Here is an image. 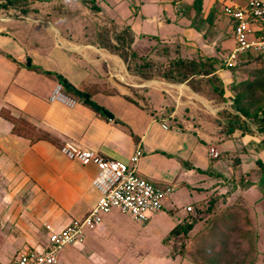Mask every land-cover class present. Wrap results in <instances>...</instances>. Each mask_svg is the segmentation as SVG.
<instances>
[{
	"label": "crops",
	"instance_id": "0c3cea01",
	"mask_svg": "<svg viewBox=\"0 0 264 264\" xmlns=\"http://www.w3.org/2000/svg\"><path fill=\"white\" fill-rule=\"evenodd\" d=\"M185 1L118 2L125 16L129 15L127 22L131 24L133 33L132 47L138 45L140 40L148 39L143 33L155 36L163 33L162 36H166L170 31L169 26L158 27L159 30L153 31L144 28L142 22L137 20L138 16L141 20L149 18L144 6L150 2L159 6L169 5L168 9L163 8L160 13L169 12L177 19L183 14L185 6L195 2ZM200 1L198 13L201 17L213 15V20L218 25L220 23L228 27L232 36L233 23L223 13V6L244 5L247 0ZM178 4L182 5V12L179 13L174 9ZM132 6L134 11L131 10ZM157 13L153 17L159 19L160 13ZM28 15L30 17L27 19H20L19 16L0 19L3 27L18 24L24 27L19 34L16 30L17 36L13 31L3 32L0 27V109H6L10 115L27 121L32 127L22 129L20 133L14 132L13 122L0 113V226L8 228L0 236L17 247L16 255L28 247L42 250L48 236L45 224L59 230L71 219H81L87 215L98 199L99 193L91 183L97 174L96 166L82 165L68 159L60 151V147L65 144L123 161H128L139 146L143 154L137 163V174L156 186H170L172 191L176 188L185 189L186 193L189 188H201L191 183L214 179V176L202 171L211 169L223 173L221 169L230 168L228 159L211 157L209 147H214L219 153L228 151L234 155L226 144L237 139L243 144V152L250 155L256 152L264 160V137L256 133L238 136L235 131L221 141L218 136H209L210 142L206 143L196 136L194 128L187 130L177 120V125L170 127L167 118L174 116L173 112L169 115L167 111L159 113L162 109L156 111L155 106L142 104L133 94V91L137 92L133 83L116 75L125 66L118 54L88 41L85 31L69 29L66 33L63 25H59L60 28L48 26V22L52 24V19L43 13L36 14L42 21L35 20L34 14ZM117 15L120 18V13ZM28 65H38L59 73L70 85L89 89L91 100L104 108L105 113L66 92L64 88L63 92L75 99V104L70 106L62 101H51L50 95L59 81L54 75L37 72ZM102 89H110L111 92ZM165 112L168 116H162ZM207 122L211 124L212 120ZM162 124H166L167 128H163ZM214 127L212 123L208 133L213 132ZM247 153L239 152L240 165L246 161L242 157L247 156ZM221 159L223 162L219 163ZM167 204L169 202L163 203L162 209L154 212L149 220L155 214L169 209ZM189 205L192 206L188 203L185 208ZM118 212L112 209L103 216L102 223L95 227L98 229L85 230L82 244L65 246L56 264H62L66 256L79 258L76 254L80 251L92 254L93 245L98 242L109 240V244H112L111 240H114V243H121L117 234L122 235L124 232L114 229L125 222L117 217ZM129 218L134 221L130 215ZM130 224L128 222L126 225L130 227ZM80 247L83 249L78 250ZM118 249V246L115 247V250ZM115 250H112V254L118 255Z\"/></svg>",
	"mask_w": 264,
	"mask_h": 264
},
{
	"label": "rangeland",
	"instance_id": "374dc122",
	"mask_svg": "<svg viewBox=\"0 0 264 264\" xmlns=\"http://www.w3.org/2000/svg\"><path fill=\"white\" fill-rule=\"evenodd\" d=\"M37 1L45 3L39 5L40 10L52 19V24L48 22L47 25H63L66 33L69 29L85 31L88 41L100 43L102 36L99 34L105 29L103 33H107L103 37L104 44L107 40L113 42L115 33H119L118 38L121 39L127 40L130 37L128 29L130 30L131 24L127 22L129 15L125 16L124 9L119 8L121 0ZM176 1L179 0H174ZM92 2L99 7L98 10L90 8ZM195 5L185 6L183 14L177 19L169 12L160 13L163 8L168 9L169 5L159 6L150 2L144 6L149 18L141 20L138 16L137 19L144 28L153 31L158 27L169 26L170 31L166 36H162L163 33L156 36L143 33L148 39L140 40L133 48L138 55L135 67L143 68L141 66L148 59H152L157 65L151 70L141 69L143 73H137L138 71L129 70L128 64L120 56L125 66L114 72L121 79L133 83L137 91H133V94L142 104L155 106L156 111L162 109L159 113L170 108L174 115L167 118L170 127H175L179 122L187 130L194 128L197 135L194 134L209 143V136L215 137L216 132L214 127V131L208 133L213 121L211 124L207 121L213 120L221 109L228 108L236 112L235 102L237 107L249 113L264 107V57L253 52L254 56L247 61L243 59L234 68L228 69L230 65L225 64L224 55L235 47L228 27L220 23L218 25L212 16L202 18ZM174 9L178 13L182 12V5L178 4ZM135 10L138 12V9ZM157 12L160 13L159 19L153 17ZM14 13L16 11L7 13L0 9V19L28 15L16 16ZM118 13L120 18L117 17ZM34 15L35 20L42 21L36 13ZM0 27L3 32L13 31L16 36L24 28L19 24L14 27ZM18 40L20 41L19 38ZM212 56L217 59L214 67L222 76L225 96L229 97L226 102L217 103L204 97L194 82L192 83L197 77L190 79L191 76H188L187 79L179 81L161 75L164 72L163 67L170 60L181 58L207 62L208 57ZM171 69L174 71L172 75L177 78H180L179 73L186 72L185 67L172 64ZM231 95L237 96L238 100L231 98ZM249 125L254 132L256 126L250 121ZM226 146L232 150V154L247 153L243 152V144L237 139L227 142ZM237 150L238 152L233 153ZM255 157H258L256 152H251V155L247 153V156L242 157L246 161L241 165L234 163L233 158H228V155L227 158L223 157L230 161V168L221 169L222 176L191 183L196 188L201 187L199 190L189 188L190 192L186 193L185 189L176 188L163 199V203L169 202L167 206L170 208L155 214L148 223L134 222L128 213L118 210L117 217L125 222L114 229L116 232H124L122 235L117 234L121 243H114V240H111L112 244H109V240L105 243L98 242L93 245L92 254L80 251L76 254L79 258L66 256L62 264H264V172L252 164ZM222 162L221 159L219 163ZM188 203L192 205L189 212L185 208ZM128 222H131L130 227L126 225ZM179 223L182 228L177 233L170 234V230ZM189 224L193 227L188 230ZM96 229L98 228L94 230ZM3 230L8 231V228L0 226V234ZM3 240L4 236H0V264H13L17 247ZM117 246L119 249L115 250ZM82 249L83 247L78 248ZM113 249L118 251V255L112 254ZM63 252L60 250V255Z\"/></svg>",
	"mask_w": 264,
	"mask_h": 264
},
{
	"label": "built area",
	"instance_id": "2783aa9c",
	"mask_svg": "<svg viewBox=\"0 0 264 264\" xmlns=\"http://www.w3.org/2000/svg\"><path fill=\"white\" fill-rule=\"evenodd\" d=\"M223 13L232 21V38L235 47L224 55L226 65H231L240 54L247 52L264 53V0H247L244 5L225 4ZM51 101H62L72 106L76 100L63 92L56 84ZM167 128L166 124H162ZM60 151L71 160L82 165L94 164L97 174L92 178V186L99 196L90 211L81 219H71L59 230L45 224L48 236L42 250L28 247L20 252L13 264H56L59 251L67 245H79L84 241L86 229L102 223L103 216L112 209L126 212L139 223H145L150 216L163 207V199L172 192V187H159L137 174V163L142 156L138 146L128 161L108 158L90 149H80L70 144L60 147ZM211 157L219 152L209 147ZM187 206L186 211H191Z\"/></svg>",
	"mask_w": 264,
	"mask_h": 264
},
{
	"label": "trees",
	"instance_id": "16d2710c",
	"mask_svg": "<svg viewBox=\"0 0 264 264\" xmlns=\"http://www.w3.org/2000/svg\"><path fill=\"white\" fill-rule=\"evenodd\" d=\"M92 3L93 4L90 6V8L98 10L99 7L96 4L94 5V2ZM40 4L42 5L45 3L39 2L37 0H0V9L4 10L7 13H10V11H16V13H14L16 14V16L21 15V14L23 15L32 14L33 12L34 14L35 13L41 14L42 10H40L41 9V6H39ZM200 4H201L200 0H196V3H193V5H195L197 12L200 11ZM43 14L45 17L48 16V15H45V13ZM210 16H213V15H210ZM104 30H102V32L99 34L100 37L102 36V38H101V42L100 43L98 42V44L100 45L102 43L101 46L107 47L110 51L121 56L123 60L126 61V63L128 64L127 66L129 70L133 72L138 71L137 73L139 72L143 73L141 69L148 71L157 65L152 59H148V61L144 62L143 66H141L143 68L135 67L138 55L136 54V51L132 47L133 33H132L131 28L130 30L128 29V31L131 34H130V37L127 38V40L118 38L119 33H115L113 36L114 41L112 42L110 40H107L106 44L103 43L104 41L103 37L107 33L106 32L104 34L103 33ZM257 55L264 57V53H257ZM252 56H254V54L253 52H250V51L244 54H240L237 57V59L227 68L232 69L235 67V64H237L238 62H241V60L244 59V61H247V59ZM216 60L217 59L214 58L213 56L208 57L207 62L196 61L192 59L186 60V59H181V58L175 59L173 61L170 60L168 65L163 67L164 72H162L161 75H163L162 77L164 78L179 80V81H183L187 79L188 76H191L190 79H192L193 77H197V80H192V83L194 82V85L198 87V90H200L201 94L204 97L214 102L223 103V102L228 101L229 97L225 96V84L222 80V76L216 72V69L214 67V63L216 62ZM171 64L174 66L180 67V68L185 67L186 72L179 73L178 76H180V78L173 76L172 74L174 71H172L171 69ZM28 66L31 68H34L37 72H41V73L48 74V75H54V77L59 81V83L62 85V87L64 88L66 92L71 93L81 98L85 103L92 106L94 109L105 113L104 108L98 106L93 100H91L89 89L83 86L82 88L81 87L76 88L70 85V83L66 81L64 77H62L59 73L42 69L38 65H28ZM102 91L111 92L110 89H102ZM231 98L233 99L235 98V100H238L237 96L234 97L233 95H231ZM236 104L237 103L235 102L234 107L236 108L235 109L236 112L231 111L228 108H223L217 112L216 117L212 118L213 119L212 121L215 126L216 136L218 135V137L220 138V141L226 137H230L235 131H237L238 136H243L244 134H254L253 130L250 128L249 121L256 126V129L259 132L264 133V107L259 108L254 113H249L248 111L242 109L241 107H237ZM165 111H167L168 115L171 113L170 108L166 109ZM0 113L3 117L13 122L14 132L20 133L22 132L21 131L22 129H32L31 125L27 121L10 115V113L6 109L1 108ZM168 115H166V113H163L162 116H168ZM227 155H228V158L230 159L233 158L232 160L234 163H238V164L240 163L239 155L238 154L230 155L228 151L219 153V155L216 158H223V157L227 158ZM254 164H255V167L259 168L260 171L264 172V160L263 159L256 157L254 159ZM202 172L208 175L214 176L213 178H215L216 176H222L221 173L216 172L211 169L204 170ZM192 227L193 225L191 224L187 225L188 230L191 229ZM181 228L182 227L180 226V223L176 224L170 230L169 233L170 234L177 233Z\"/></svg>",
	"mask_w": 264,
	"mask_h": 264
},
{
	"label": "water",
	"instance_id": "95a60500",
	"mask_svg": "<svg viewBox=\"0 0 264 264\" xmlns=\"http://www.w3.org/2000/svg\"><path fill=\"white\" fill-rule=\"evenodd\" d=\"M29 17H30V15H25V16H21V17H18V18L24 19V18H29ZM254 132H256L257 134H259L261 136H264V134H262V132H259L257 129H254Z\"/></svg>",
	"mask_w": 264,
	"mask_h": 264
}]
</instances>
